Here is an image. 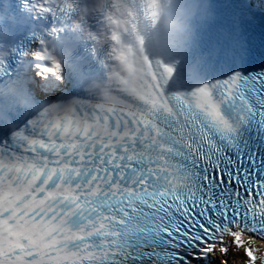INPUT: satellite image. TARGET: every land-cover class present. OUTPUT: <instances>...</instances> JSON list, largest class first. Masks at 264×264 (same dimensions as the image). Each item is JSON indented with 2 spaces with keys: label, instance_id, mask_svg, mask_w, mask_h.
Wrapping results in <instances>:
<instances>
[{
  "label": "snow or ice",
  "instance_id": "obj_1",
  "mask_svg": "<svg viewBox=\"0 0 264 264\" xmlns=\"http://www.w3.org/2000/svg\"><path fill=\"white\" fill-rule=\"evenodd\" d=\"M69 6L0 0V185L23 189L0 206V264H184L190 248L259 264L264 46L254 55L215 0H199L193 47L167 89L101 117L78 29L61 23Z\"/></svg>",
  "mask_w": 264,
  "mask_h": 264
},
{
  "label": "bare ground",
  "instance_id": "obj_2",
  "mask_svg": "<svg viewBox=\"0 0 264 264\" xmlns=\"http://www.w3.org/2000/svg\"><path fill=\"white\" fill-rule=\"evenodd\" d=\"M261 4V2H260ZM264 7V4H261ZM249 245L256 247V242L249 240L247 236L243 238ZM261 250L258 253L259 264H264V245L260 246ZM188 264H219V257L213 255H204L201 251L194 257L189 259Z\"/></svg>",
  "mask_w": 264,
  "mask_h": 264
},
{
  "label": "water",
  "instance_id": "obj_3",
  "mask_svg": "<svg viewBox=\"0 0 264 264\" xmlns=\"http://www.w3.org/2000/svg\"><path fill=\"white\" fill-rule=\"evenodd\" d=\"M184 264H188V262H185Z\"/></svg>",
  "mask_w": 264,
  "mask_h": 264
}]
</instances>
